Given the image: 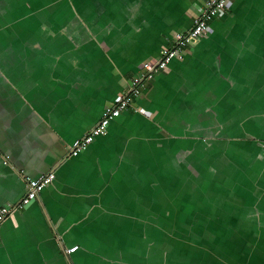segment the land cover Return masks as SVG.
I'll return each mask as SVG.
<instances>
[{
	"label": "crops",
	"instance_id": "1",
	"mask_svg": "<svg viewBox=\"0 0 264 264\" xmlns=\"http://www.w3.org/2000/svg\"><path fill=\"white\" fill-rule=\"evenodd\" d=\"M200 6L0 0V209L11 208L0 222V264H163L164 250L190 264H264V131L244 126L264 117V0H231L105 134L70 155L146 72L142 63L191 29ZM244 129L258 142L236 167L251 157L252 172L228 182L223 200L204 193L209 209L188 195L192 171L226 158V142ZM50 171L54 181L19 207L26 178ZM236 184L251 197L235 194ZM212 199L235 202L237 221L210 220Z\"/></svg>",
	"mask_w": 264,
	"mask_h": 264
},
{
	"label": "built area",
	"instance_id": "2",
	"mask_svg": "<svg viewBox=\"0 0 264 264\" xmlns=\"http://www.w3.org/2000/svg\"><path fill=\"white\" fill-rule=\"evenodd\" d=\"M231 0H201L199 15L194 19L193 26L187 33L176 32L173 34V45L166 47L159 59L156 61L143 62L142 66L146 72L133 80L131 89L128 93L118 98L115 103L105 107L100 121L92 127L84 136L75 139L70 146V155L77 156L100 135L105 134L112 121L116 119L123 110L128 109L133 104V99L137 98L142 92L144 81L152 78L158 72L166 71L174 59H182L187 51L190 39H200L205 37L210 31L211 22L226 11L230 6ZM56 175L54 171L41 174L38 177L26 178V192L19 207L25 206L40 197L41 192L50 185ZM11 208L3 206L0 209V222L9 214ZM78 245L67 248L68 254L76 251Z\"/></svg>",
	"mask_w": 264,
	"mask_h": 264
},
{
	"label": "trees",
	"instance_id": "3",
	"mask_svg": "<svg viewBox=\"0 0 264 264\" xmlns=\"http://www.w3.org/2000/svg\"><path fill=\"white\" fill-rule=\"evenodd\" d=\"M254 140L255 139H252L251 136L245 135V137L239 138L235 142H232V141L226 142L223 152L226 155V158L228 161L222 160L223 166H222L221 170L220 171L217 170V172H220V173L224 174L225 177H227V184H229L228 182H230V181L236 180L235 177H237L238 175L247 177V173L252 172V167H251L252 158L251 157H248L250 162H246V164L242 165V167L240 169L237 167L239 166L240 157L241 156L243 157V154L245 152H247V150L249 149V148H247L245 143H247V142H250V143L258 142L257 140H255V141ZM252 141H254V142H252ZM240 144H243V146H240L237 150H234L233 145H240ZM254 147H256V145ZM218 159L219 158H216V159L213 158V161L211 164H215V162ZM247 163H249V165ZM245 170H246V172H245ZM224 175L217 174L218 180H221V177H223ZM211 176H213V175H211ZM228 188H229V186L226 189L228 190ZM208 189H209V187L207 185L206 190L208 191ZM226 189H222V190L218 191L216 194V196H217L216 198L223 200L224 196H222L221 193L223 191H226ZM212 200H214V199H212ZM235 204H236L235 202H233V203L232 202H225V204L223 205L222 201L214 200V202L211 203V209L216 210V212H212L213 216L210 218V220H213L218 225H221V223H224L225 221L230 222L231 224L235 223L237 221V218H236L237 206ZM206 206L209 207L208 205H206ZM209 209H210V207H209ZM241 219L239 218L238 220H241ZM202 221H203V217H199V218H197L196 223L198 224V223H201ZM169 254H170V252H168V255H167V252H165V250L162 252V258L164 259V260H162L163 264H171L170 260H169Z\"/></svg>",
	"mask_w": 264,
	"mask_h": 264
},
{
	"label": "rangeland",
	"instance_id": "4",
	"mask_svg": "<svg viewBox=\"0 0 264 264\" xmlns=\"http://www.w3.org/2000/svg\"><path fill=\"white\" fill-rule=\"evenodd\" d=\"M228 116L230 117V115H228ZM231 119H235V118H231ZM253 119L252 120H248V119L245 120L244 126H246L248 128L251 127V130H253L252 132H254L256 130L258 131V129H260L256 135H263V131H264V120L263 119H264V117L258 116L254 120ZM239 125H242V124H239ZM244 131H245V134L247 136H250L251 133H249L245 129H244ZM253 137L258 138L255 135H253ZM252 142H254V141H252ZM245 144H246L247 148H252L255 146V144H257V142L256 143L255 142L254 143L247 142ZM240 146H243V144L233 145L234 150H237ZM210 155H212V154H210ZM204 157L207 158L206 156H204ZM216 157L219 159L215 162V164L203 165V163H202L203 161H201V163H199V167H197L194 171H192L193 174L195 175L194 179H195L196 185L194 187H191L192 192L190 194L188 192V195L196 194L195 199L196 198L199 200L201 199V201L205 202L206 205H209L210 202L207 200L206 201L203 200V194L204 193H206L207 195H213L214 196L217 194L218 191H220L222 189H226L229 186L227 184V177H225V175L223 177H221V180H218V178H217V174L223 175L222 173L217 172V170H219V171L221 170V168L223 166L222 165V159L226 160V158H224L223 156H219V155H216ZM207 159H209V158H207ZM206 163H208V162H206ZM205 170H208V171L204 175L202 173ZM211 175H213V176H211ZM235 178L238 180H234V182H238L240 179H242L241 175H238ZM206 183L209 187L208 191L203 190L204 186H202V185H205ZM181 189L183 191L185 188L181 187ZM234 192H235V194L236 193H242L248 197H251L250 192H243L239 187H237V184L234 187ZM227 194H229V193L226 191H223L221 193L222 196H226ZM177 207H178V204H177ZM169 220H172V219L169 218ZM177 220L179 221L178 222L179 224L183 223V220L181 218H177ZM178 228L179 227L175 226V229H178ZM191 253L193 255L192 251H191ZM169 260H170L171 264H174V262H180L181 264H190V260L182 259L175 251H170Z\"/></svg>",
	"mask_w": 264,
	"mask_h": 264
},
{
	"label": "flooded vegetation",
	"instance_id": "5",
	"mask_svg": "<svg viewBox=\"0 0 264 264\" xmlns=\"http://www.w3.org/2000/svg\"><path fill=\"white\" fill-rule=\"evenodd\" d=\"M222 154H223V153H222ZM216 155H219V154H215L212 158H215V159H216V158H217ZM223 155H224V154H223ZM219 156H221V155H219ZM225 157H226V156H225ZM229 160H230V159H229ZM226 161H228L227 158H226ZM211 163H212V161H211ZM211 163L208 162V164H211ZM223 175H224V174H223Z\"/></svg>",
	"mask_w": 264,
	"mask_h": 264
},
{
	"label": "water",
	"instance_id": "6",
	"mask_svg": "<svg viewBox=\"0 0 264 264\" xmlns=\"http://www.w3.org/2000/svg\"><path fill=\"white\" fill-rule=\"evenodd\" d=\"M191 41H196V39H190Z\"/></svg>",
	"mask_w": 264,
	"mask_h": 264
}]
</instances>
